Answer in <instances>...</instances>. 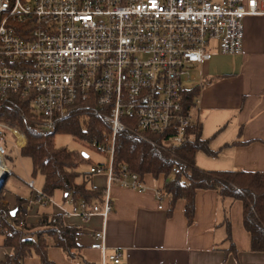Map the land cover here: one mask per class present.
<instances>
[{"label":"built area","instance_id":"1","mask_svg":"<svg viewBox=\"0 0 264 264\" xmlns=\"http://www.w3.org/2000/svg\"><path fill=\"white\" fill-rule=\"evenodd\" d=\"M264 15L257 0H0V107L10 92L29 100L45 133L76 111L97 117L109 134L89 147L106 163L91 165L104 172L99 199L67 193L60 203L27 182L32 198L58 209V216L88 219L112 211L110 185L145 191L142 176L126 164L113 166L117 133L172 131L166 145L178 146L193 123L183 107L192 84L191 68L210 59L242 52L244 19ZM197 96L194 98L195 105ZM7 133L23 142L25 134L0 120V156ZM21 141V145L23 144ZM15 145H20L18 140ZM26 143V142H25ZM9 173L2 176L1 180ZM159 208L164 194L155 191ZM24 220H19L23 225ZM90 247L101 252L99 264H120L118 250L106 254L104 230L95 231ZM79 264H88L81 260Z\"/></svg>","mask_w":264,"mask_h":264},{"label":"crops","instance_id":"2","mask_svg":"<svg viewBox=\"0 0 264 264\" xmlns=\"http://www.w3.org/2000/svg\"><path fill=\"white\" fill-rule=\"evenodd\" d=\"M257 2L264 4V0ZM198 66L199 78L194 81L197 84L201 80L203 85L197 90V103L190 116L201 139H207L209 149L215 153L198 150L196 165L206 170L264 171V15L245 17L241 54L223 55L214 51L209 60ZM20 139L21 133L19 138L9 133L4 162L6 157L11 158L6 156V150H16L14 161L21 171L22 159L27 156L19 152L26 144V139L24 142ZM16 140L20 145H15ZM10 161L14 165L12 158ZM8 168L1 187L3 203L10 211L16 209V213L18 200L23 199L26 225L37 224L43 214H58L57 208L33 200L31 191V195L24 196L21 186L5 190L9 175L14 172L11 166ZM142 178L147 186L145 191L110 185L113 208L105 221L100 215L88 219L76 215L62 218L67 226L78 228L79 249L71 250L73 256L50 245L47 256L52 264H79L81 260L99 264L101 252L90 247L95 231L99 230H104L105 253L118 250L120 264H264V252L249 250L250 241L239 246L232 239L228 213L236 200H222L215 190L199 189L192 220L188 221L183 199H178L170 209L169 197L164 196L159 208L155 191L163 187L162 174L157 177L145 174ZM105 186L104 172L91 174L86 183L87 188L101 192ZM67 193L56 190L51 197L60 203ZM10 252L0 233V263ZM22 264L42 263L34 255L25 258Z\"/></svg>","mask_w":264,"mask_h":264},{"label":"trees","instance_id":"3","mask_svg":"<svg viewBox=\"0 0 264 264\" xmlns=\"http://www.w3.org/2000/svg\"><path fill=\"white\" fill-rule=\"evenodd\" d=\"M197 88L190 87L184 92L185 112L195 108ZM0 107V120L9 122L26 136V144L19 152L32 161V176H43L42 190L52 196L56 190L71 193L87 199H99L100 189L87 188L92 174L89 170L77 171L78 165L88 156L76 150L57 148L53 136L57 131H67L74 138L89 144L100 141L103 132L109 134L107 126L95 116L87 115L81 109L59 122L52 133L41 131L38 118L30 110L29 100L10 92ZM172 131L161 134H145L141 138L124 130L117 133L113 155V166L126 164L128 169L139 176L162 174L164 196L169 197L170 209L178 199L185 200V215L188 221L194 214V199L197 190H215L220 198L240 200L242 220L250 235L249 250L264 252V171L206 170L195 163V153L202 150L214 154L208 147V140L201 139L199 128L192 124L186 130L183 142L178 146L166 145ZM82 177L78 181V177ZM23 199L17 203V212L10 214L3 203V186L0 187V233L4 245L11 249L0 264H22L27 257L38 256L42 264H52L47 256L50 245L63 249L70 255L79 249L76 242L77 227L63 223L58 215L43 214L35 225H19L23 219Z\"/></svg>","mask_w":264,"mask_h":264},{"label":"rangeland","instance_id":"4","mask_svg":"<svg viewBox=\"0 0 264 264\" xmlns=\"http://www.w3.org/2000/svg\"><path fill=\"white\" fill-rule=\"evenodd\" d=\"M191 70H192L191 75L193 77L194 75L195 77L199 76L200 73H198V71L200 70V66H198V64H196L193 68H191ZM191 82L192 84H195V81L193 79ZM7 135H9V133H7ZM53 144L57 148H67L73 151L76 150L88 156V160L78 165L77 171L80 173L88 171L92 164L107 162L105 155L89 147V144H85L82 141L74 138L73 135L67 131H57L53 136ZM7 150L5 152L6 156H10L13 159L14 165L10 164L11 158L8 159L7 157L5 159V163L8 166H11L14 172L12 175H9V179L6 183L5 190L13 191L12 188L14 186H21V190H23L24 196L27 195L28 197L31 191L27 186V182L29 180H33L35 182V187L41 190L43 184V178L40 174H36L35 176H32L30 174L31 173L30 159L28 157H24L22 159L23 164H21V171H20V168L16 166L15 164L16 162L14 161L16 157L15 155L16 150L12 149V151L10 152H7ZM77 180L81 181L82 177L81 176L78 177ZM230 212L228 213V221H229L228 225H230L229 228L231 230V236L233 237L232 239H234V241H238L237 245L245 246L250 241V235L243 225L242 203L240 200H236V202L233 204L232 208L230 209Z\"/></svg>","mask_w":264,"mask_h":264},{"label":"bare ground","instance_id":"5","mask_svg":"<svg viewBox=\"0 0 264 264\" xmlns=\"http://www.w3.org/2000/svg\"><path fill=\"white\" fill-rule=\"evenodd\" d=\"M8 169H9L8 166L5 164L2 157L0 156V178H1V175L3 176Z\"/></svg>","mask_w":264,"mask_h":264},{"label":"water","instance_id":"6","mask_svg":"<svg viewBox=\"0 0 264 264\" xmlns=\"http://www.w3.org/2000/svg\"><path fill=\"white\" fill-rule=\"evenodd\" d=\"M5 177H6V176H5ZM5 177H4V178L2 179V181H1V183H0V187H1L2 183H3V181L5 180ZM15 211H16V209H12V210L10 211V214H11V215H14Z\"/></svg>","mask_w":264,"mask_h":264}]
</instances>
